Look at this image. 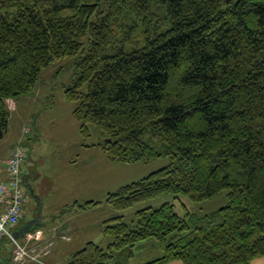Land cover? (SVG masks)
Wrapping results in <instances>:
<instances>
[{"label": "trees", "instance_id": "obj_1", "mask_svg": "<svg viewBox=\"0 0 264 264\" xmlns=\"http://www.w3.org/2000/svg\"><path fill=\"white\" fill-rule=\"evenodd\" d=\"M62 58H73L65 98L83 138L95 128L110 161L168 159L105 203L227 197L203 215L178 214L170 202L140 208L132 228L113 215L101 225L107 247L87 241L66 264H131L134 245L148 239L161 254L136 264L264 256V0H0V140L7 100L33 93L42 69Z\"/></svg>", "mask_w": 264, "mask_h": 264}, {"label": "rangeland", "instance_id": "obj_2", "mask_svg": "<svg viewBox=\"0 0 264 264\" xmlns=\"http://www.w3.org/2000/svg\"><path fill=\"white\" fill-rule=\"evenodd\" d=\"M72 75L73 58L53 61L42 69L33 93L19 97L14 100L12 108H8L7 131L3 139L0 140V170L3 169V161L9 153L17 145L22 147L24 159L20 165V173L31 181L33 191L39 198L40 221L30 229L31 231L42 229L43 226L51 224L56 212L52 204L54 199L60 195V188H65L69 182L73 185L76 183L81 188L86 170L82 166L84 163L82 159L90 161L86 168L92 163L94 171L98 169L94 172L92 192L93 200L101 201L93 212L94 217L99 218V225L98 227L92 226L88 238L102 248L107 247L111 238L102 233L101 225L105 219L113 215H122V219L132 228L135 212L140 208H156L165 202H170L178 214H183L187 210L197 215H203L227 203L225 190L212 199L200 202L192 201L183 195L163 193L123 210L114 209L105 203L108 192L165 166L168 164V159L163 157L148 163L110 161L98 145L101 138L95 128L91 129L90 137L83 138L79 132V120L73 115L75 103L68 102L65 98V89L71 83ZM74 160L79 162L78 165ZM80 176L82 177L80 178ZM20 187L23 189L25 197L21 222H25L30 219L32 214H35V205L33 198L28 194L27 186L21 182ZM74 188H76L75 191H78L77 187L72 189ZM28 198L29 201L26 202ZM39 236L41 237V235ZM152 242L153 240L148 239L136 243L132 249L133 256L130 263L136 264L159 256L161 251L159 248H151ZM46 244L40 245L44 247ZM10 245L11 243H7L6 247L8 246V248H5L4 253L1 251L0 264H18L12 259ZM72 247L75 248V246L70 248ZM56 253L58 264H66L70 255L63 257L64 253L60 247ZM49 260L52 259L49 258L47 264H51ZM170 262L168 263L182 264L179 260ZM107 264H116L115 259H109Z\"/></svg>", "mask_w": 264, "mask_h": 264}, {"label": "crops", "instance_id": "obj_3", "mask_svg": "<svg viewBox=\"0 0 264 264\" xmlns=\"http://www.w3.org/2000/svg\"><path fill=\"white\" fill-rule=\"evenodd\" d=\"M74 161L76 162L75 164L78 165L79 162L76 160ZM82 161H84L82 166L86 170L84 171L81 188L76 185V183L73 185L70 182L65 188H60L59 191H61V193L54 199V203L52 204L56 212L51 224L49 226H43L42 229H37L36 231H39L41 237L39 239H32L26 244L28 249L34 247L38 249L41 247L40 244H45L48 241L52 243L49 248V253L40 257L43 262H48L50 258L52 259L49 260L51 264H58L56 252L59 247L64 253L63 257H65V255H70L72 252L81 248L82 244L91 241L88 238L91 228L93 225L96 227L99 225V218L93 215L95 207L98 204L85 210H76L70 207L75 201L83 202L93 200L92 189L94 184V172L98 171V169L94 171L92 163L91 166L86 168L90 161L87 159H82ZM3 176L5 177L4 173ZM81 177L82 176H80V178ZM73 187H77L78 191H75L76 188L72 189ZM57 239H59V241H57ZM6 245L7 243H0V253L1 251L2 253L5 252V248H8ZM10 246L12 247V244ZM71 246H75V248H70ZM63 247H65V249H63ZM251 264H264V256L254 258Z\"/></svg>", "mask_w": 264, "mask_h": 264}, {"label": "built area", "instance_id": "obj_4", "mask_svg": "<svg viewBox=\"0 0 264 264\" xmlns=\"http://www.w3.org/2000/svg\"><path fill=\"white\" fill-rule=\"evenodd\" d=\"M7 106L9 109L12 108L13 101L11 99L7 100ZM23 159V149L17 145L6 158L4 169L0 170V241L4 238L11 241L13 244L12 259L15 263L23 264L33 261L44 264L40 257L48 252L49 244L38 248V250L35 247L30 250L26 247L31 239L40 238L39 231L25 233L24 242H20L12 236V230L18 223L25 204L24 191L20 187L22 182L20 165Z\"/></svg>", "mask_w": 264, "mask_h": 264}, {"label": "water", "instance_id": "obj_5", "mask_svg": "<svg viewBox=\"0 0 264 264\" xmlns=\"http://www.w3.org/2000/svg\"><path fill=\"white\" fill-rule=\"evenodd\" d=\"M28 189H29V193L30 195L36 200L37 204H36V213L35 215L30 218L29 220H27L24 224H22L21 226H19L17 229L12 231V236L17 239L21 236H23V234L25 232H27L32 226H35L39 221H40V214H39V198L38 196H36L33 192V189L30 185H28Z\"/></svg>", "mask_w": 264, "mask_h": 264}, {"label": "flooded vegetation", "instance_id": "obj_6", "mask_svg": "<svg viewBox=\"0 0 264 264\" xmlns=\"http://www.w3.org/2000/svg\"><path fill=\"white\" fill-rule=\"evenodd\" d=\"M22 183H24V185H26L27 186V190H28V194H29V196L31 197V198H33L31 195H30V193H29V189H28V185H30L31 187H32V184H31V181H29L27 178H26V176L25 175H23L22 174ZM33 189V188H32ZM34 192V191H33ZM35 194V193H34ZM33 200H35L34 198H33ZM27 201H29V198L27 199ZM22 225V223L20 224V226Z\"/></svg>", "mask_w": 264, "mask_h": 264}]
</instances>
